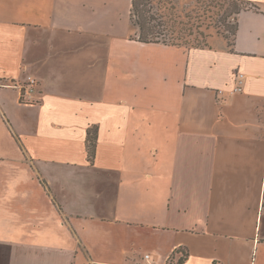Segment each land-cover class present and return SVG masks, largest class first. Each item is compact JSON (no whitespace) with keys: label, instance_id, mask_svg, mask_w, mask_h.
I'll use <instances>...</instances> for the list:
<instances>
[{"label":"crops","instance_id":"crops-1","mask_svg":"<svg viewBox=\"0 0 264 264\" xmlns=\"http://www.w3.org/2000/svg\"><path fill=\"white\" fill-rule=\"evenodd\" d=\"M245 1L233 46L185 48L138 41L131 0H0V264H264Z\"/></svg>","mask_w":264,"mask_h":264},{"label":"rangeland","instance_id":"rangeland-1","mask_svg":"<svg viewBox=\"0 0 264 264\" xmlns=\"http://www.w3.org/2000/svg\"><path fill=\"white\" fill-rule=\"evenodd\" d=\"M175 5L174 25L176 32L182 30L188 35L191 31L194 41L198 38L202 47H217L220 39L232 42V31L236 23L234 12L239 8H252L242 0H171ZM166 14H169L166 11ZM232 15V16H229ZM180 27V28H178ZM225 40V41H226ZM190 47V46H188Z\"/></svg>","mask_w":264,"mask_h":264},{"label":"trees","instance_id":"trees-1","mask_svg":"<svg viewBox=\"0 0 264 264\" xmlns=\"http://www.w3.org/2000/svg\"><path fill=\"white\" fill-rule=\"evenodd\" d=\"M242 1L244 4L245 2L250 4L245 0ZM131 4V20L138 30L135 35L138 41L146 44L162 43L169 46H179L185 48H208L202 47L199 43L196 45V43L199 42L198 38H195L194 41L189 38L193 36L192 31L188 35H186V33L182 34L183 31H187V29L178 27L183 31L180 30L176 32V26L173 24V18L175 16L174 11L176 7L171 0H131ZM248 9L251 8H239V10L234 12V15L237 18H235L236 23L233 27V39L231 44H229L230 47L233 46L238 31V16L243 11ZM166 11L169 14H166ZM94 147V141H92L89 147V155L92 159L94 157ZM184 260L185 257L180 259L178 264H182Z\"/></svg>","mask_w":264,"mask_h":264},{"label":"built area","instance_id":"built-area-1","mask_svg":"<svg viewBox=\"0 0 264 264\" xmlns=\"http://www.w3.org/2000/svg\"><path fill=\"white\" fill-rule=\"evenodd\" d=\"M242 84H243V75H239L236 92H241L242 91V89H243L242 88ZM36 87H37L36 80L29 78L28 86L24 89L23 94H22V98H24L25 100H29L30 101L32 99V97H33L32 95L34 94ZM143 264H157V263H154L152 261L151 256L147 254V255L144 256Z\"/></svg>","mask_w":264,"mask_h":264}]
</instances>
